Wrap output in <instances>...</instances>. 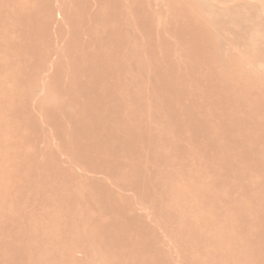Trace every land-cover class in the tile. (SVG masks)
<instances>
[{
    "label": "bare ground",
    "instance_id": "1",
    "mask_svg": "<svg viewBox=\"0 0 264 264\" xmlns=\"http://www.w3.org/2000/svg\"><path fill=\"white\" fill-rule=\"evenodd\" d=\"M91 1L106 5L109 16L102 19L95 13L92 16L95 27L86 30L78 19ZM91 1L78 0L67 11L64 3L55 7L51 0H0V80L13 83L15 88L14 91L3 89L0 101V148L5 151L4 154L0 152V264H163L152 251L153 230L140 219L127 217L126 203L116 199L99 183L89 181L72 187L67 180L63 185L67 194L50 198L47 193L50 188L51 191L59 190V180L68 176L55 159L50 158L43 163L46 167H42L48 169L47 181L44 179L37 189L31 187L35 172L29 165L33 154L26 148L28 136L33 133L25 126L28 108L20 98L19 88L24 76L48 53L39 50L38 41L49 33L56 10L60 17L55 22L58 29L65 20L72 21L73 25L78 21V26H74L76 38L85 30L92 34L90 42L81 47L75 38L66 44L71 54L70 81L61 89L77 95L83 107L82 115L72 119L70 139L66 140L71 154L82 157L89 164L93 160L90 152L103 150L110 157L107 161L114 160L112 164L118 173L132 176L129 168L142 165L140 147L152 143L148 130L122 126L113 101L112 80L119 71L118 60L124 43V35L113 21L119 17L123 2L136 5L138 0ZM179 1L185 8L181 21L176 23L177 31L186 44L184 51L195 64L187 67L186 74L172 70L174 77H158V86L165 98L172 100L174 97L179 102L187 100L188 105L182 110L184 119L180 121L175 117L176 125L187 128L196 144H203L206 157L214 166L221 168L225 176L236 172L239 188H242L246 170L257 174L260 182L242 188L252 208L245 211L240 206L239 212L233 215L224 209L223 228H216L211 236L192 221V216L215 225L213 215L190 213L187 209L192 198L196 205L215 200L212 186L198 183L202 174H191L182 185L168 180L170 187L166 186L164 198L181 217L179 238L184 240V250L192 263L264 264V92L255 85L251 74L245 75L246 81L229 73L228 61L236 64V57L223 60L222 52L229 41H220L213 34L214 25L230 18L233 28L228 33L235 34L233 43L236 48L241 47L239 39L251 27L246 16L250 12L235 3L228 8L239 11L229 15L234 17H228L225 12L222 16L226 18H212L206 14L216 12L206 6L207 0ZM132 10V15L137 16V6ZM255 28L264 30V12ZM247 35L244 34L246 38ZM56 63L53 77L60 82V62ZM196 75L198 78L194 79ZM196 95H200L203 102H196ZM203 112L206 118L201 120L199 114ZM214 116L225 137L222 147L213 144L214 136L209 131L208 120ZM51 120L58 121L53 116ZM140 190L146 193L144 188ZM40 191L38 205L23 213L22 208ZM66 215H71L72 220H64ZM206 242L222 253L220 261L205 256L203 246ZM92 247L97 255L94 251L90 254ZM78 248H82L83 253L80 259L74 255L80 250Z\"/></svg>",
    "mask_w": 264,
    "mask_h": 264
},
{
    "label": "rangeland",
    "instance_id": "2",
    "mask_svg": "<svg viewBox=\"0 0 264 264\" xmlns=\"http://www.w3.org/2000/svg\"><path fill=\"white\" fill-rule=\"evenodd\" d=\"M51 2L55 7L64 3L65 10L68 11L78 3V0H51ZM235 3H239L243 6V10L246 9L251 13L246 15L249 17L247 22H250L251 27L244 33L248 34L247 38L242 34L239 39L241 47L236 48L233 43L235 34L228 33L229 29L233 28L230 18L214 25L213 34L220 41L228 39L229 44L232 43L225 44L228 51L223 48L222 52L223 60L236 57V64H231L230 59L228 61L229 73L239 80L246 81L248 79L245 75L251 74L255 85L264 92V30L258 31L255 28L258 18L264 12V0H207L206 6L213 8L212 11L216 13L206 15L221 19L226 12L228 17H234L229 15L239 11L228 8ZM135 6L138 8L137 16L132 15ZM107 8L106 5H96L91 1L86 12H80L78 20L86 30L92 29L96 25L92 16L97 13L102 19H107L109 16ZM183 8L185 5L179 0H138L136 5L123 2L119 17L113 21L124 35L118 60L119 71L112 80L113 101L117 107L115 113L122 126L148 130L152 138L150 145L140 147L142 165L133 166L135 169L126 167L132 171V176L118 173L112 164L114 160L111 159L112 163L109 162L110 157L103 150H92L89 156L93 160L88 164L82 157L72 155L66 147V140L70 139L72 119L82 115L83 112L81 100L78 102L76 99L77 95L61 89L70 81L68 70L71 54L67 52L69 50L66 44L75 38L81 47L84 43L90 42L92 36L85 30L76 38L74 26H78V21L73 25L72 21L65 20L58 29L55 22L60 17L58 18L59 14L56 10L55 22L49 33L38 41L39 50L48 53L38 61L31 73L24 76L19 88L20 98L28 108V121L22 119L26 121V128L33 133V136L31 133L28 134L29 141L26 148H30L33 154L29 165L30 170L35 172L31 187L37 189L39 183L46 180L48 169L42 167H46L43 163L50 158L55 159L61 171L68 173L65 180H59V190L51 191V187L47 192L50 198L66 193L63 185L67 180H70L72 187L89 181L99 183L116 199L126 203L127 217L138 218L153 230L152 251L163 264H194L184 250V240L179 238L181 217L168 206L169 202L164 198L166 186L170 187L168 180L177 181L182 185L188 176L198 172L202 174L198 183L212 186L211 191L215 195L213 202L203 201L196 205L192 198L187 205L190 213L213 215L212 223L215 225H208L204 219L192 216V221L208 236L215 233L216 228H223L224 209L227 214L233 215L239 212L240 206H243L245 211L252 208L250 207L252 203L245 196L242 188H250L260 182L257 174L246 170L247 174L241 183L242 188H239L236 185V172L231 171L225 176L221 168L214 166L207 159L203 144H196L187 128L176 125L175 117L180 121L184 119L182 110L187 107V100L179 102L174 97L172 100L165 98L158 86V77L172 78L174 77L172 70H177L180 75L186 74L187 67L195 64L187 51H184L186 44L177 31L176 23L181 21L179 19L182 17ZM226 10H229V13ZM56 61L60 62V82L53 77L58 66L57 63L54 64ZM193 78L196 79L198 76ZM3 89L14 91V84L4 79L0 80V101L3 98L1 93ZM195 101L203 102L200 95H196ZM205 109L207 110V107ZM203 113V115L199 114L201 120L203 117L206 118V113ZM51 116L56 117L60 124L58 121L52 122ZM216 116L208 120L209 131L214 136L213 144L222 147L225 137L218 126ZM0 152L4 154L5 151L0 148ZM139 187L144 188L146 193H141ZM41 196V191L33 194L30 203L22 208L23 213L36 207ZM63 219L72 220L71 215H66ZM78 249H80L78 252L73 253L75 258L80 259L83 257L82 248ZM89 250L91 255L94 252L97 255L95 248ZM203 251L205 256L213 261L218 262L222 258V253L212 243L206 242ZM96 264L101 263L96 262Z\"/></svg>",
    "mask_w": 264,
    "mask_h": 264
}]
</instances>
